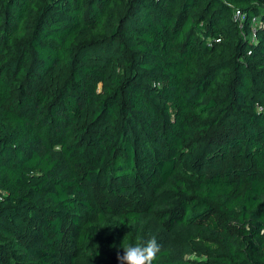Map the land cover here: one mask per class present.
Listing matches in <instances>:
<instances>
[{"label": "trees", "instance_id": "1", "mask_svg": "<svg viewBox=\"0 0 264 264\" xmlns=\"http://www.w3.org/2000/svg\"><path fill=\"white\" fill-rule=\"evenodd\" d=\"M138 235L264 264V0H0V264Z\"/></svg>", "mask_w": 264, "mask_h": 264}, {"label": "clouds", "instance_id": "2", "mask_svg": "<svg viewBox=\"0 0 264 264\" xmlns=\"http://www.w3.org/2000/svg\"><path fill=\"white\" fill-rule=\"evenodd\" d=\"M161 252V245L155 236L145 239L137 236L136 242L123 246V255H117L119 264H154Z\"/></svg>", "mask_w": 264, "mask_h": 264}, {"label": "built area", "instance_id": "3", "mask_svg": "<svg viewBox=\"0 0 264 264\" xmlns=\"http://www.w3.org/2000/svg\"><path fill=\"white\" fill-rule=\"evenodd\" d=\"M233 18H234L235 21H237L239 23H241L242 20H243V16L241 15L240 11H236L234 16H233ZM251 25H252V30H251V32H252V40H254L255 39V32H256L255 28L258 25V20L256 18H253L251 20ZM240 27H241V25H240Z\"/></svg>", "mask_w": 264, "mask_h": 264}]
</instances>
